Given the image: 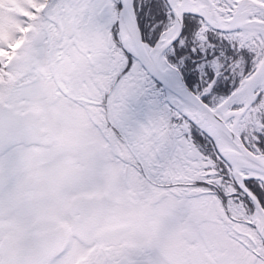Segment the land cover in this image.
<instances>
[{
    "label": "snow or ice",
    "instance_id": "snow-or-ice-1",
    "mask_svg": "<svg viewBox=\"0 0 264 264\" xmlns=\"http://www.w3.org/2000/svg\"><path fill=\"white\" fill-rule=\"evenodd\" d=\"M123 203L103 264H264V0H0V207L37 114ZM0 264H24L0 238ZM74 264H88L77 259Z\"/></svg>",
    "mask_w": 264,
    "mask_h": 264
},
{
    "label": "flooded vegetation",
    "instance_id": "flooded-vegetation-1",
    "mask_svg": "<svg viewBox=\"0 0 264 264\" xmlns=\"http://www.w3.org/2000/svg\"><path fill=\"white\" fill-rule=\"evenodd\" d=\"M35 145L21 158L15 191L18 213L0 207V238L19 250L24 264H103L102 246L124 231L123 203L84 190L87 169L59 137L75 122L60 123L54 137L45 118L35 117Z\"/></svg>",
    "mask_w": 264,
    "mask_h": 264
}]
</instances>
